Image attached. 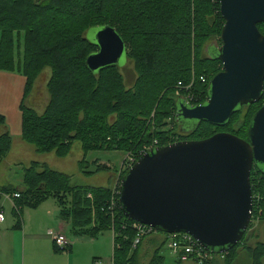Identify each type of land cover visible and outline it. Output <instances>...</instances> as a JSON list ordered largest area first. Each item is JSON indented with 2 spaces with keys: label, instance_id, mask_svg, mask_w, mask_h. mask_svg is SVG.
<instances>
[{
  "label": "trees",
  "instance_id": "trees-1",
  "mask_svg": "<svg viewBox=\"0 0 264 264\" xmlns=\"http://www.w3.org/2000/svg\"><path fill=\"white\" fill-rule=\"evenodd\" d=\"M208 2L212 4L211 15H214L215 22H211L205 15L200 19L198 10ZM194 3L198 7L191 12ZM175 7H180L179 11ZM201 24H206L209 28L215 25L220 42L224 21L219 11V0H0V71L23 75L26 80L25 99L39 76L49 71V102L44 112L37 115L24 105L21 106L22 141L32 145L37 154L55 153L58 157L66 156L74 142H79L84 152L117 151L138 155V152L151 147L154 142L157 143L156 147H164L171 141L187 140L198 131L200 125L226 129L244 109L259 104V108L263 107L264 92L259 103L242 107L223 127L204 122L195 130L184 134L176 124L178 133L172 134L176 138L168 142L167 136L162 137L163 134L158 133V129L165 125L162 120L170 107L174 110L177 122V102L184 100L180 97H174V100L171 97L172 100L162 98L159 101L160 94L165 89L178 86L182 94L197 93L200 101L190 106L204 105L208 99L209 82L220 73L212 72L210 68L206 71L204 69L214 65L222 67L215 58L208 57V66L198 63L200 44L195 45V37L202 40L205 37L201 33ZM262 25L264 24L258 25L260 33ZM106 26L116 30L125 43L126 52H134L131 44L137 42L142 49L145 73L140 83L137 79L132 92H127L121 82L119 68L112 66L92 73L86 66V59L96 53L98 48L84 36L91 28ZM21 33L24 34L22 40ZM207 39L201 41V45ZM19 41L23 43L24 55L22 62L16 64ZM193 51L196 52V59L193 58ZM193 67L197 76L193 86L189 88ZM156 68L155 74L148 77V73ZM210 72L212 75L208 78L205 73ZM195 87H198V91H195ZM151 99L158 101L152 120L154 126L148 124V115L134 112L136 106L148 108ZM115 117L117 124L112 125ZM252 118L248 122L247 132ZM152 129L153 137L156 135L163 139L150 141ZM11 147L12 138L5 119L0 116V162L6 158ZM103 169L100 168L99 171ZM126 172L123 171L122 177ZM68 179V176L53 171L44 164L31 163L24 169L22 192L14 190L10 193L9 187L2 188L0 204L2 197L19 194V198L13 200V215L20 218L17 224L20 228L23 207L36 208L52 198L61 209L60 219L70 223L74 237L96 240L103 232H112L113 264H134L137 258L135 254L139 249L132 248L137 236L132 229L135 222L124 216L119 201L115 206L112 205L111 188L88 189L94 195L93 203L85 199L86 203L83 204L81 195L88 190L80 192L82 189H75L72 192ZM250 182L254 207L258 205L264 209V176L257 168L252 169ZM117 190L119 191V186ZM72 193H80V196L73 198L72 207L70 202L68 210L65 198ZM91 212H94V217H91ZM247 235L248 233L228 254H213L215 258L212 264H234L239 256V249L246 251L247 264H264V245L246 250L243 242ZM164 243L166 241L161 245ZM52 247L56 254L67 253L71 249L70 246L61 251L54 243ZM153 261L155 264L164 263L159 254H155Z\"/></svg>",
  "mask_w": 264,
  "mask_h": 264
},
{
  "label": "water",
  "instance_id": "water-1",
  "mask_svg": "<svg viewBox=\"0 0 264 264\" xmlns=\"http://www.w3.org/2000/svg\"><path fill=\"white\" fill-rule=\"evenodd\" d=\"M219 11L221 47H209L207 53L222 71L210 80L204 105L177 102V122L195 125H178L184 134L204 122L223 127L242 107L263 97L264 35L258 25L264 24V0H219ZM91 44L98 48L86 59L92 73L119 68L127 57L125 43L110 26L98 28ZM253 168L264 176V106L253 116L247 140L218 133L145 153L120 181V209L138 224L167 235H190L210 254H226L251 222Z\"/></svg>",
  "mask_w": 264,
  "mask_h": 264
},
{
  "label": "rangeland",
  "instance_id": "rangeland-1",
  "mask_svg": "<svg viewBox=\"0 0 264 264\" xmlns=\"http://www.w3.org/2000/svg\"><path fill=\"white\" fill-rule=\"evenodd\" d=\"M197 7L198 6H196L194 3L193 10L191 9V12L195 11ZM175 9L179 11L180 7H175ZM211 9V2H208L207 4H204L202 8H199L198 11L200 19L205 15L206 18L211 19V22H213V20L215 22L214 15H211ZM200 26L201 33L205 37L203 40L200 38L196 39L195 37V45L200 44V54L197 60L199 64L203 66H208L209 55L207 53V49L210 47L218 50L221 47V43L219 42V37L217 35L215 25L210 28L206 24H201ZM260 29L262 31L261 33L264 34V25H262ZM97 31L98 28L89 29L84 36L85 39L89 41V43H94ZM23 35L24 34L21 33V40L23 39ZM14 36L15 38L17 37V35ZM128 38L130 40L129 36ZM205 39L207 40L201 45V41L203 42ZM17 45L18 53L16 54V64H18V62H22L24 55L22 41H19ZM131 46L134 47V52L131 53L130 50H127V57H125L124 55L119 66L121 82L125 85L127 92H132V90H135L134 86L136 84L137 79L138 83H140L142 75H144L145 73L144 60L141 56L142 49L139 48V43L137 42L134 45L132 43ZM213 49L211 50V55H215ZM193 58L196 59L195 51H193ZM14 67L15 66H13V69ZM209 68L212 72L222 71V67L218 65H214L213 67H208L204 69L206 71ZM156 71L157 68L151 73H148V77L154 75ZM192 72L191 74L193 75V77L189 88L193 86L195 82L194 78L195 76H197V71H195L194 67L192 69ZM205 75L210 78L212 74L210 72L205 73ZM48 80L49 76L46 75L43 81L47 83ZM35 84L36 83L34 82L32 90L29 93V96L32 94L34 95V99L36 100L35 103L31 104L30 101L27 100V98L24 100L23 105L26 109L34 111L37 115H41L49 102V95L47 89L44 90L45 105L43 106L42 104H39L37 100L39 97L38 92L34 90ZM196 84L197 83H195V85ZM195 88V91H198V87ZM199 96L197 93L193 92L182 94L179 91L178 86H169L160 94L159 101L162 98L167 99L172 97L174 99V97H180L184 99L186 98L185 100L189 101L191 104H194L197 101H200ZM157 102V100L154 101L153 99H151V103L148 108L143 106H136V108H134V112L135 114L138 112H142L146 116L148 115V124L154 126V122L152 120L154 119V110L156 109ZM190 103L189 106L191 105ZM259 107L260 104L250 107L248 109H244L240 115L233 118L231 125L223 130L212 128L210 126L200 125L198 131L189 139H187V141H197L205 139L215 133L232 134L243 140H247L246 133L248 122L252 118V116H254V114L258 111V109H260ZM174 117V110L170 107L168 109V113L165 114V118L162 120V123H165L164 127L158 129V133L163 134H161L162 137L167 136L168 140L166 142L174 140L176 138L172 136L173 133H178V130L176 132L175 129L176 124L179 126L181 125L183 128H193L195 126L193 123L188 121L182 120V122H175ZM111 122H113V120H111ZM11 124L12 126L9 129L13 133V129L17 128L15 124ZM116 124L117 117H115V121L112 125ZM151 134L152 138L150 139V141L163 139L160 137H156V135L153 137V129L149 135ZM11 137L13 139L12 151L8 153L6 158H4L0 162V191L2 190V188L9 187V189H11L10 193L14 190L22 192L21 190L24 187V169L28 168L31 163H39V165L44 164L53 171L68 176L69 187L72 192L75 191V189H82L80 192H85L86 190L92 188H111V191H113V188L116 189V186L118 188V186L120 185V181L123 175V162L126 155H128L124 152H84L81 144L79 142H74L71 145L69 153L66 156L58 157L55 153L37 154L35 148L32 145L23 142L20 136L13 134L11 135ZM182 140H176V142L171 141L169 145ZM152 145H155V143H153ZM130 154H133V152ZM100 168L107 169L99 171ZM90 195L92 196V198H90ZM79 196L80 193H72L71 196L68 195L65 198L66 209L69 210L70 202L72 207L73 198ZM93 196L94 195L92 194L91 190H88L86 193H83L81 195L83 204L86 203L85 199H87L92 204L94 199ZM4 197H2L3 199L0 204V208H2L5 216V222L3 224H0V245H2V248H4L3 253L0 250V264H23V262L24 264H93L94 259L100 260L102 264H113V233L109 231L103 232L98 237V239L94 241H88L86 239H77L72 235L70 223L68 221L62 220L61 218L62 223H66L70 226V230L69 228H67V231H65V237L70 244H73V242L74 244L72 247V254H56L54 253L52 247L53 241L51 237L48 236V233H59L56 232V227L58 220L60 219L59 217L61 209L57 202L54 199L49 198L36 208H30L28 206L23 207L21 219L22 224H24V228L20 223L22 230H19L17 224L19 223L20 218L15 214L13 215L14 202H12L11 205L9 200H6ZM87 197H89L90 199H88ZM252 210L254 214H252L251 222L245 232V234L248 233V235L246 236L245 241L243 242L246 250H254L258 245H264V209L262 206L259 207L258 205L254 207L253 204ZM91 215V217H94V212H91ZM166 237L167 236L165 234L156 231L155 233L143 239L138 251L135 254V257L137 258L134 264H155V262L153 261L155 254H159L163 257V264H174L175 258L172 255L171 251L168 249V245L166 243L161 245L164 241H166ZM153 239H157V241ZM239 243L237 245H239ZM73 252L75 256L70 261V259L66 258V255L69 254L68 257H71L73 255ZM238 253L239 256L234 262V264H247L248 259L246 251H244L243 249H239ZM60 257L63 259H60Z\"/></svg>",
  "mask_w": 264,
  "mask_h": 264
},
{
  "label": "built area",
  "instance_id": "built-area-1",
  "mask_svg": "<svg viewBox=\"0 0 264 264\" xmlns=\"http://www.w3.org/2000/svg\"><path fill=\"white\" fill-rule=\"evenodd\" d=\"M202 83H205L204 79H201ZM184 101L189 105V101ZM191 104V103H190ZM155 145H151V147L145 148L142 152H140L138 155H132L128 154L126 155L122 169L123 171H128L131 169L139 160L138 158L142 157L145 153L148 151L158 148L156 147V142H154ZM116 195L118 198H116ZM6 200H14L19 198V194H13L12 196H5ZM112 205L115 206L117 202L119 201V191L113 188L112 191ZM5 222V216L4 213L0 212V224ZM132 229L136 231V238L133 241L132 248L136 249L140 246L143 239H145L147 236L155 233L156 231L150 227L143 226L138 223H134L132 225ZM48 236L51 237L53 243L55 244L56 248L59 250L65 251L70 247V243L66 239L64 235L61 233H48ZM166 244L168 245V249L171 251L172 255L175 258L174 264H212L214 261V255L210 254L206 250H204L190 235L187 234H173V235H167ZM93 264H102L100 260H95Z\"/></svg>",
  "mask_w": 264,
  "mask_h": 264
},
{
  "label": "crops",
  "instance_id": "crops-1",
  "mask_svg": "<svg viewBox=\"0 0 264 264\" xmlns=\"http://www.w3.org/2000/svg\"><path fill=\"white\" fill-rule=\"evenodd\" d=\"M46 75L49 76V73L44 72L43 74H41L39 76V78L35 82L36 84H35V88H34V90L38 92V96H39L37 99L38 103L42 104L43 106L45 105V92H44V90L47 89L46 88L47 83L44 82L43 79ZM25 89H26V80L23 77V75H21L18 72L0 71V116L5 119V123H6V126H7V129H8L10 136L14 134V135L20 136V138H21V128H22L21 106L23 105L24 99H25ZM27 98L26 99L28 101H30L31 104H34L36 101L34 99L33 94ZM11 123L15 124V126L17 128V129H13V133L9 129L12 126ZM12 141H13V139H12ZM12 148H13V142H12L11 151H12ZM9 202L12 205L13 201L9 200ZM0 212L3 213L2 208H0ZM21 225L24 228V224H22V221H21ZM21 225H20L19 230H22ZM67 228H69V230H70V226L67 225L66 223H62L61 219H59L58 223H57V227H56V230H57L56 232H59L65 236V231H67ZM76 238L77 239H86L88 241H94V240H90V239L83 238V237H76ZM153 240L157 241V239H153ZM73 244H74V242H73ZM73 244H70L71 249H70V252H67V253L72 254ZM0 250L3 253L4 248H2V245H0ZM69 254L66 255V258L70 259V261H71V259L75 255L73 252V255L71 257H68ZM60 259H63V258L60 257ZM94 260H96V259H94ZM23 264H24V262H23Z\"/></svg>",
  "mask_w": 264,
  "mask_h": 264
},
{
  "label": "flooded vegetation",
  "instance_id": "flooded-vegetation-1",
  "mask_svg": "<svg viewBox=\"0 0 264 264\" xmlns=\"http://www.w3.org/2000/svg\"><path fill=\"white\" fill-rule=\"evenodd\" d=\"M183 141H187V140H182V141H179V142H183Z\"/></svg>",
  "mask_w": 264,
  "mask_h": 264
},
{
  "label": "bare ground",
  "instance_id": "bare-ground-1",
  "mask_svg": "<svg viewBox=\"0 0 264 264\" xmlns=\"http://www.w3.org/2000/svg\"><path fill=\"white\" fill-rule=\"evenodd\" d=\"M61 251H63V250H61Z\"/></svg>",
  "mask_w": 264,
  "mask_h": 264
}]
</instances>
